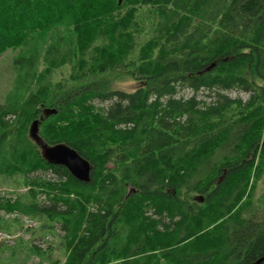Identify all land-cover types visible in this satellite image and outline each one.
Masks as SVG:
<instances>
[{"label": "trees", "instance_id": "1", "mask_svg": "<svg viewBox=\"0 0 264 264\" xmlns=\"http://www.w3.org/2000/svg\"><path fill=\"white\" fill-rule=\"evenodd\" d=\"M10 50L0 176L27 192L0 211L60 225L66 258L52 264L264 258V0H0ZM125 81L140 87H113ZM42 144L74 149L90 181Z\"/></svg>", "mask_w": 264, "mask_h": 264}, {"label": "rangeland", "instance_id": "2", "mask_svg": "<svg viewBox=\"0 0 264 264\" xmlns=\"http://www.w3.org/2000/svg\"><path fill=\"white\" fill-rule=\"evenodd\" d=\"M15 56L16 52L10 50L0 57V105L6 102L12 90L15 77ZM68 73L69 68H63V72L60 71L55 76V81L65 79ZM113 87L116 90L133 93L140 86L138 82L125 81L117 82ZM226 94L230 98H241L244 101L249 98L248 94L239 90L230 91ZM184 95L190 96V93H184ZM110 104V102H106L100 106L108 107ZM42 113L44 116L47 114L44 111ZM46 177L49 178L51 175ZM26 192L27 188L23 186L21 177L5 178L0 176L1 199H12L16 195L26 194ZM253 197L257 203L258 200H264V176L255 187ZM262 214L264 213H261L260 216ZM0 217L2 218L0 223V264H52L57 260L62 263L65 261L63 232L58 223H51L43 218L33 220L19 214H7L3 210L0 211ZM34 246L40 247L47 254H37L34 252Z\"/></svg>", "mask_w": 264, "mask_h": 264}, {"label": "water", "instance_id": "3", "mask_svg": "<svg viewBox=\"0 0 264 264\" xmlns=\"http://www.w3.org/2000/svg\"><path fill=\"white\" fill-rule=\"evenodd\" d=\"M38 132L39 121H34L30 129V136L40 144L41 141ZM41 149L44 159L50 164L66 167L72 176L82 182L90 181L91 164L82 158L74 149L65 144L53 146L42 144ZM262 262H264V258L253 264H262Z\"/></svg>", "mask_w": 264, "mask_h": 264}]
</instances>
